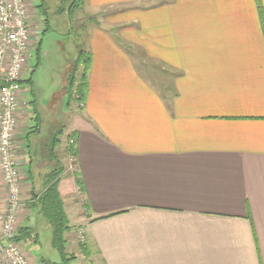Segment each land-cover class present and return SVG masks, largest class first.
Listing matches in <instances>:
<instances>
[{
  "label": "crops",
  "instance_id": "crops-1",
  "mask_svg": "<svg viewBox=\"0 0 264 264\" xmlns=\"http://www.w3.org/2000/svg\"><path fill=\"white\" fill-rule=\"evenodd\" d=\"M25 2L40 34L51 30L46 3ZM258 4L264 19V0H83L87 15L109 14L118 40L105 26L90 30L87 91L82 102L69 92L64 122L40 113L34 70L26 68L17 134L26 208L64 168L73 135L83 205L65 169L58 192L72 233L84 229L94 264H264ZM39 49L38 40L31 52ZM53 96L43 107L49 112ZM57 127L67 130L64 142ZM26 210L23 240L27 222L38 218Z\"/></svg>",
  "mask_w": 264,
  "mask_h": 264
},
{
  "label": "rangeland",
  "instance_id": "rangeland-1",
  "mask_svg": "<svg viewBox=\"0 0 264 264\" xmlns=\"http://www.w3.org/2000/svg\"><path fill=\"white\" fill-rule=\"evenodd\" d=\"M45 2L46 3V14L49 21L50 29L45 30L44 33L40 34V26L38 23V16H35L34 13H29L28 10V23L29 26L37 29L35 32L39 36L38 39L40 41V49L37 54L36 51L30 52L29 63L30 68L34 70V83H35V92L34 98L39 101V110L42 115H49L52 112L55 116H57V120L59 122H64L69 116V111L66 108V102L69 100V77L73 76V70H75V66L78 64L76 63L79 56V51L87 50L88 40H89V32L94 27H101L105 26L106 29L116 38L118 36V25H111L109 22L111 18H108L109 14L103 15L101 17L100 14H93L87 15L84 11L83 5L79 8V17L76 19L75 14L78 12L76 10L71 15V28L66 21L64 11L65 2L61 0H38V2ZM25 6L26 5L25 2ZM28 9V8H27ZM32 9V8H30ZM86 14V15H85ZM74 16V19L72 18ZM70 17V16H69ZM106 18V19H105ZM31 24V25H30ZM117 39V38H116ZM118 40V39H117ZM37 44V43H36ZM34 46V45H33ZM32 46V47H33ZM131 52L128 50L127 53ZM133 61L137 60L136 54L132 53L129 54ZM26 70V69H25ZM81 71V67L79 68V72L76 74V78L79 76ZM146 79V78H145ZM54 92L53 96V107H51L50 112L47 111L44 105L47 103L49 99L50 92ZM23 91V90H22ZM27 97V96H26ZM28 99H32V97L28 96ZM74 101V98L71 102ZM23 102V92L21 93L20 103H19V112L17 115V127L15 130V144H16V156L20 155V151L18 149V127L19 122L21 123L22 115L26 112L25 108L21 106ZM60 102H62V109L61 112L63 115H59L58 113L60 106ZM58 107V111L54 109ZM22 109V110H21ZM25 109V110H23ZM21 111V112H20ZM55 113H54V112ZM50 116V115H49ZM49 119H44L47 122L46 131H53L54 126L52 128L53 121ZM63 127H57V135L60 142H64L67 137V130L60 132ZM67 148V145H66ZM65 148V149H66ZM62 157L60 158V160ZM64 169L66 170V174H73L75 172V168L73 164L69 162L67 154L66 158L63 160ZM26 164V162H25ZM46 172V171H44ZM43 172V173H44ZM62 177V176H61ZM24 185V183H23ZM22 196L25 197L24 193L27 194V191L22 188ZM80 191L77 188V201L81 205H83L80 199ZM29 196V193L27 194ZM27 197V196H26ZM79 197V198H78ZM28 208V207H27ZM26 206L23 208V212L21 216L27 213ZM30 208H28L29 210ZM35 213H32V215ZM30 222H27L26 226L30 227V239L23 240L22 246L23 250L26 253L29 263L30 257L32 262L30 264H65L61 261L60 256L54 250L53 246L51 245V238H50V230L47 226L45 220L42 217H38L37 220L31 218ZM70 225V224H69ZM71 226V225H70ZM71 229L72 226H71ZM36 235V237H34ZM34 237V238H32ZM82 243L79 242L78 235L75 232L72 233V230L69 235H67V253L71 256H75V259L70 261V264H94L90 256L84 257L80 252V246ZM30 254V255H29Z\"/></svg>",
  "mask_w": 264,
  "mask_h": 264
},
{
  "label": "built area",
  "instance_id": "built-area-1",
  "mask_svg": "<svg viewBox=\"0 0 264 264\" xmlns=\"http://www.w3.org/2000/svg\"><path fill=\"white\" fill-rule=\"evenodd\" d=\"M25 1L0 0V264H30L21 242L16 241L25 206L21 194L25 173L15 153V130L22 78L31 48L39 39L37 29L29 26ZM73 144L74 140L68 138L66 154L74 165L75 158L69 151ZM76 233L83 244L84 229L78 228Z\"/></svg>",
  "mask_w": 264,
  "mask_h": 264
},
{
  "label": "trees",
  "instance_id": "trees-1",
  "mask_svg": "<svg viewBox=\"0 0 264 264\" xmlns=\"http://www.w3.org/2000/svg\"><path fill=\"white\" fill-rule=\"evenodd\" d=\"M61 1L65 2L64 10H67L70 18L71 15L76 10H79L80 6L83 5V0H61ZM258 11L264 30V19H263L262 7L260 6V4H258ZM89 61H90L89 53L79 51L78 60L76 62L78 64L75 66V70H73V76L71 75L68 80L69 92L71 93V95L73 94L72 95L73 97H76L78 95L79 102L83 101V98L87 91V76L89 71ZM80 67H81L80 74L76 78V74L77 72H79ZM30 80H28V82H30ZM68 138H72L74 140V144L69 146V151L71 155L76 159V149H75L76 139L73 137V135L69 136ZM63 171L64 168L63 169L58 168L54 170L47 177L45 189L39 194L36 193L31 194L28 208L36 211L38 217L40 216L45 220L50 230L51 244L54 250H56L63 263L70 264V261L75 259V256H71L67 253L66 246H67V235H69L71 230L73 231V229H71V226L69 225V221L64 211L63 202L58 192V184ZM73 176L76 187L82 193V183L78 174L74 172ZM26 229L28 228H25V230ZM27 235L26 236L29 238L30 234L27 233ZM24 238L25 236L23 237L22 234L20 235L18 233L16 236V241L20 242ZM80 252L84 257L91 255V251L89 249V246L86 244V242H84L80 246Z\"/></svg>",
  "mask_w": 264,
  "mask_h": 264
},
{
  "label": "bare ground",
  "instance_id": "bare-ground-1",
  "mask_svg": "<svg viewBox=\"0 0 264 264\" xmlns=\"http://www.w3.org/2000/svg\"><path fill=\"white\" fill-rule=\"evenodd\" d=\"M75 152V151H74Z\"/></svg>",
  "mask_w": 264,
  "mask_h": 264
}]
</instances>
